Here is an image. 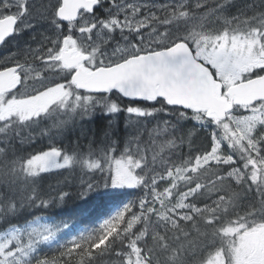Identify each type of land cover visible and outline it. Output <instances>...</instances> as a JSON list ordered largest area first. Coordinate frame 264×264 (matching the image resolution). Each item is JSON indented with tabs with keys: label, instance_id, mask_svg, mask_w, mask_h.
<instances>
[{
	"label": "snow or ice",
	"instance_id": "obj_1",
	"mask_svg": "<svg viewBox=\"0 0 264 264\" xmlns=\"http://www.w3.org/2000/svg\"><path fill=\"white\" fill-rule=\"evenodd\" d=\"M0 264H264V0H0Z\"/></svg>",
	"mask_w": 264,
	"mask_h": 264
}]
</instances>
